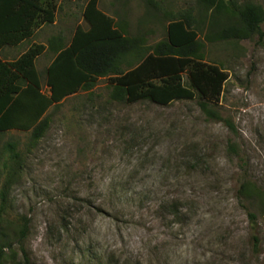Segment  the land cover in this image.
Returning a JSON list of instances; mask_svg holds the SVG:
<instances>
[{
    "label": "rangeland",
    "instance_id": "rangeland-1",
    "mask_svg": "<svg viewBox=\"0 0 264 264\" xmlns=\"http://www.w3.org/2000/svg\"><path fill=\"white\" fill-rule=\"evenodd\" d=\"M55 1L53 25L1 54L14 62L45 46L37 60L44 92L54 51L78 27L88 29L89 0ZM244 1L264 8V0ZM99 9L139 43L125 56L124 72L168 42L171 22L188 19L199 28L202 60L194 62L227 75L210 105L221 119L201 111L199 93L168 106L115 101L110 76L52 108L41 139L0 133V206L7 196L0 224L15 233L3 264H23L18 231L26 224L32 264H264V217L238 197L245 181L264 191V36L223 39L221 29L235 19L219 16L215 27L213 11L198 0H99ZM193 74L182 75L185 87ZM248 209L259 214L258 253Z\"/></svg>",
    "mask_w": 264,
    "mask_h": 264
},
{
    "label": "trees",
    "instance_id": "trees-1",
    "mask_svg": "<svg viewBox=\"0 0 264 264\" xmlns=\"http://www.w3.org/2000/svg\"><path fill=\"white\" fill-rule=\"evenodd\" d=\"M206 12L213 11V24L219 27L218 17L227 14L235 19L221 29L223 39H247L254 35L264 36L263 6L252 1L240 0H198ZM55 0H0V51L16 47L30 40L35 31L56 21ZM83 18L88 29L78 27L71 43L54 51L55 57L46 70L47 92H44L37 59L46 52V47L33 45L17 61L7 62L0 57V133L9 131L31 132L37 141L47 131L49 111L61 105L66 99L80 92L92 89L97 80L115 76V101L134 104L150 101L168 106L178 100H192L199 93L201 111L212 120H220L218 113L210 106L217 104L227 75L217 69L204 70V65L194 62L202 60V45L199 28H194L188 19L173 21L168 25V42L154 48L152 54L135 68L124 72L125 56L138 49V41L130 39L116 28L115 19L99 9V0H89ZM190 69L192 87L183 85L182 75ZM16 144L6 149L12 160H20ZM234 153L237 150L232 145ZM6 191V190H5ZM238 197L250 206L259 209L264 217V191L250 182H243ZM0 217L5 211L7 196L1 194ZM251 221V240L254 252L261 244L258 229L259 214L248 209ZM0 224V264L5 251L12 248L11 234ZM13 231V230H12ZM29 232V225L19 229L20 250L24 254L23 264H32L25 254L23 242ZM254 232V233H253Z\"/></svg>",
    "mask_w": 264,
    "mask_h": 264
},
{
    "label": "crops",
    "instance_id": "crops-1",
    "mask_svg": "<svg viewBox=\"0 0 264 264\" xmlns=\"http://www.w3.org/2000/svg\"><path fill=\"white\" fill-rule=\"evenodd\" d=\"M38 31H39V29H38ZM37 32V31H36ZM36 32L34 33V35H33V39H34V37L36 36ZM31 38V39H32ZM25 42H23V43H21L20 45H18V46H16V47H6V48H4L2 51H0V57H1V54L2 53H4L6 50H9V49H16V48H19V47H21L23 44H24ZM33 44H34V42H33ZM49 44L51 45V44H53L54 45V43L52 42H49ZM49 49V48H48ZM38 60V59H37ZM36 66H37V62H36ZM48 68V67H47ZM37 69H38V67H37ZM39 71V70H38Z\"/></svg>",
    "mask_w": 264,
    "mask_h": 264
}]
</instances>
